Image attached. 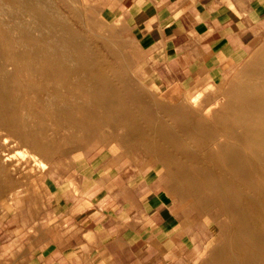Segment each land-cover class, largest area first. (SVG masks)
Instances as JSON below:
<instances>
[{
	"label": "crops",
	"instance_id": "crops-1",
	"mask_svg": "<svg viewBox=\"0 0 264 264\" xmlns=\"http://www.w3.org/2000/svg\"><path fill=\"white\" fill-rule=\"evenodd\" d=\"M88 1L126 31L152 86L221 83L264 40V0ZM16 197L0 206V264L194 260L193 238L153 169L115 158L64 159L43 174L41 190Z\"/></svg>",
	"mask_w": 264,
	"mask_h": 264
},
{
	"label": "bare ground",
	"instance_id": "bare-ground-1",
	"mask_svg": "<svg viewBox=\"0 0 264 264\" xmlns=\"http://www.w3.org/2000/svg\"><path fill=\"white\" fill-rule=\"evenodd\" d=\"M16 1L24 16L38 24L44 21L50 31L65 30L50 17L46 2ZM3 26L0 22V129L24 138L34 151L42 143L38 136L58 117L65 128L127 129L129 142L164 161L177 162L175 179L180 176L187 184L199 210L216 213L218 244L204 264H264V50L248 67L246 79L226 92L225 102L207 109L205 119L201 110L184 108L177 87L154 105L117 87L123 82L102 72L95 51L76 34L68 31L50 38L44 33L34 36L32 25ZM13 30L18 34L9 33ZM37 77L60 88H45L42 96L24 99L35 94ZM5 99L11 108L2 106ZM57 101L62 105L56 106ZM197 104L196 99L190 102ZM70 114L77 117L70 120ZM39 117L43 122L37 124Z\"/></svg>",
	"mask_w": 264,
	"mask_h": 264
},
{
	"label": "rangeland",
	"instance_id": "rangeland-1",
	"mask_svg": "<svg viewBox=\"0 0 264 264\" xmlns=\"http://www.w3.org/2000/svg\"><path fill=\"white\" fill-rule=\"evenodd\" d=\"M35 1L46 2L44 5L47 6L45 7L46 9H50V17L54 18V22L60 25L63 24L65 30L50 31L44 26V21V23L40 22L38 24L35 20L33 21L30 19L29 16H24L16 0L0 1V22L3 23V27H13L18 23L27 26L32 25L31 27L35 29L30 32L34 36L45 34V36L50 38H56L60 33L70 32L76 34L84 38L95 51L96 59L102 62L99 66L102 72L123 82L122 84H118L117 87H123L127 92H131L135 96L143 98L151 105H154L153 101H164L162 98L163 95L178 89L184 108L196 112L201 110V116L205 119H207V109L216 105L217 101L225 102L226 92L232 90L239 82L246 79L248 67L255 62L257 56L264 50L263 40L261 46H259L257 51H255L245 63L232 70L228 76L218 84H203L184 88L179 85L165 87L152 86L148 83L145 75L137 68L139 53L136 51V46L133 44L126 31L113 24L104 22L94 10H91L88 0H69L70 4L68 5L60 4L58 0ZM36 27H42V29L39 30L36 29ZM51 32L53 33L51 34ZM9 33L17 35L18 31L13 30ZM6 37L7 36L3 35L4 40H6ZM36 81L40 84L37 82V86L34 87L35 94H31L29 97L27 96L28 98L23 97L24 99L30 100L34 95H38V97L42 96L41 91L45 88H60L53 82H47L38 77ZM45 84H47V86ZM41 85L42 87H40ZM177 86H179V88ZM193 99L198 101L197 107L190 105ZM3 103L2 106L6 108H11L13 106L9 99H5ZM61 105L62 102H56V106ZM22 112H20L21 115H28V111ZM36 112L43 116L40 109H37ZM74 116L77 117V114H70L68 119H70V117L72 119ZM36 120H40L35 122L37 124L43 122L41 117ZM58 122H60L59 117L53 121L51 125L52 128H48L46 133L44 132L42 136H38L41 140L40 143H42L37 151L27 146L26 143H23L25 141L24 138L18 139V137L11 136L8 130L0 129V157L4 160L3 163L0 158V206L8 207L15 205L18 198L16 196L23 194L26 189L41 190L43 174L49 169L59 168L60 162H63L64 159L75 158L81 160L99 157L108 160H113L115 158L127 164L136 163L142 168L153 169L159 173L161 185L169 192L176 212L181 217L182 227L187 230L189 235L193 238L194 260L191 264L205 263L210 250L218 244L217 238L219 237V230L215 225L218 220L214 217L216 214L215 212L203 213L199 210L196 196L188 191L187 184L180 176L177 177L176 175L177 180L175 179V174L179 168L177 162L172 160L164 161L155 156L153 152H148L136 142H129L127 139L129 131L125 128H68L69 126L65 128ZM57 126H61V128ZM5 140L7 142L2 144ZM24 144L26 145L24 146ZM34 158L35 162H38L37 164L34 162ZM19 181L20 183H18ZM220 219L224 218L222 217Z\"/></svg>",
	"mask_w": 264,
	"mask_h": 264
}]
</instances>
